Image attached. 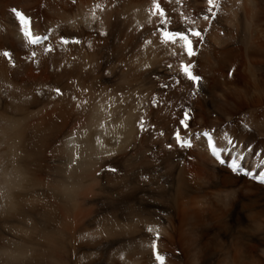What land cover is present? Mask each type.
Listing matches in <instances>:
<instances>
[{
  "label": "bare ground",
  "instance_id": "bare-ground-1",
  "mask_svg": "<svg viewBox=\"0 0 264 264\" xmlns=\"http://www.w3.org/2000/svg\"><path fill=\"white\" fill-rule=\"evenodd\" d=\"M262 177L264 0H0V264H264Z\"/></svg>",
  "mask_w": 264,
  "mask_h": 264
},
{
  "label": "snow or ice",
  "instance_id": "snow-or-ice-1",
  "mask_svg": "<svg viewBox=\"0 0 264 264\" xmlns=\"http://www.w3.org/2000/svg\"><path fill=\"white\" fill-rule=\"evenodd\" d=\"M209 3L213 4V0H209ZM11 11L14 13L16 18L19 20L21 26L27 29L25 32V35L30 37V42L32 44H37L39 42V38L32 36L31 30H30L31 29V19L29 17H27L23 12L19 11L18 9H12ZM17 13H19V16H17ZM192 35L197 37V38H200L202 36V33L200 31H195ZM183 39H184V48H186L189 56L195 55L196 53L194 50L193 40L188 38V37H184ZM64 42L67 43L68 41L65 40ZM5 55H9V54L5 53ZM183 71L189 80L197 81V82L199 81V77L194 75V73H193V71L189 65H183ZM178 141L180 142L181 147L185 146L183 141H181L179 134H178ZM188 146H190V144ZM214 151H216V150L214 149ZM216 154L219 155V152H216ZM220 162L224 163L223 160H221ZM239 167H240L239 165H237L235 162H233V164H232L233 170H238ZM261 179L264 180V177H262ZM157 258L160 260H163V258L160 256H158Z\"/></svg>",
  "mask_w": 264,
  "mask_h": 264
}]
</instances>
